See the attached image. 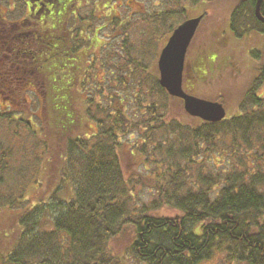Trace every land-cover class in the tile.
I'll return each mask as SVG.
<instances>
[{"label":"trees","instance_id":"1","mask_svg":"<svg viewBox=\"0 0 264 264\" xmlns=\"http://www.w3.org/2000/svg\"><path fill=\"white\" fill-rule=\"evenodd\" d=\"M100 1L105 7L111 0ZM255 1L237 0L232 8L229 28L235 38L251 29L264 35V22L253 16ZM174 11L173 16L186 18L183 6ZM84 16L78 10L77 41H70L69 30L50 33L60 32L59 41L48 44L52 49L44 61L42 53L29 65L30 85H0V96H8L9 103H19L23 88L35 97L32 105L0 112V209L20 210L17 234L10 249L0 253V264H201L212 259L264 264V51L249 50L258 65L239 114L218 122L180 121L170 114L174 97L148 68L150 59L157 66L152 45L167 39L169 27L162 12L148 14L140 23H149L151 33L131 42L121 58L135 68L138 84L150 87L147 98L135 95L139 115L130 118L96 102L101 116L95 117L89 107L95 101L89 98L85 112L95 129L74 134L80 126L77 92L83 88L77 74L88 67L85 63L82 70L84 60L93 62L96 39L89 23L83 25L93 16ZM207 52L212 68L215 51ZM56 56L74 69L56 64ZM203 56L204 51L196 56V64ZM191 72L192 81L204 78L200 70L194 72L198 80ZM48 122L57 139L54 152L41 138ZM139 130L131 140L129 134ZM123 141L130 144L123 147ZM35 185L46 186L37 202L28 194Z\"/></svg>","mask_w":264,"mask_h":264},{"label":"rangeland","instance_id":"2","mask_svg":"<svg viewBox=\"0 0 264 264\" xmlns=\"http://www.w3.org/2000/svg\"><path fill=\"white\" fill-rule=\"evenodd\" d=\"M201 2V4L199 3L200 6L191 8L188 7L191 3L189 0H111L105 7L99 0H87L86 2L83 0L79 4L80 15H85L84 17L93 16L90 20H83V25L85 26L89 23L87 26L90 27L91 34H95L96 39H94L95 43L92 49L93 62L89 65L84 60L82 62V70L85 67V63L88 67L82 73L78 72L77 74L79 79L83 80V88L81 87L79 92H77L76 106L80 126L75 129L74 134L82 132L88 135L95 129V121L85 112L89 98L95 101L89 105L90 113L95 115V117L101 116L95 112L96 102L101 107L110 105L115 110L120 109L122 113L130 118L132 116L135 117L137 114L139 115V110L136 114L138 101L137 98L135 99V95L137 92L140 93L141 97H139V100L147 98L150 93V87L148 82L144 85L138 84L140 79L134 75L136 73L135 68L132 65L129 68L126 67L124 60L121 62L124 50L133 45L131 42L138 43L139 40L142 41L143 36L146 37L149 34L148 32L151 33L152 30L149 29L151 27L149 23H140L144 19L143 17L148 14L155 15L158 12H162L163 16H165L164 22L169 27L165 34L171 33L170 28L172 31L183 19L177 13L176 16H173L175 14L174 10L179 9L180 6L184 7L186 18L198 14L203 8L206 9V14L201 20L187 51V63H192L193 67L192 72L189 68L185 71L184 88L195 96L222 103L226 110V117L239 114V104L244 90L247 88L258 65V61L249 55V50L264 51V35L251 29L240 38L233 36L229 28V18L237 0H204ZM135 19L138 20V23H133ZM107 22H109V25ZM117 22H121L119 26ZM99 26L103 28L97 30ZM104 26L106 27L104 28ZM123 27L127 28V32ZM123 41L125 43H122ZM164 43L165 39H159L152 45L155 63L157 60L156 54L159 53ZM212 50L215 51L212 54V59H216V66L209 68L207 65V51ZM202 51H204L205 56L200 61L197 60L200 63L196 64L195 59L197 58L195 56ZM117 60L119 62H116ZM149 61L148 68L158 78L156 64L154 65L151 59ZM106 66H109L111 71L106 72L104 70ZM86 70H89V72L86 73ZM199 70L205 74L202 80H198L194 74V72ZM190 72L193 73L198 81L190 79ZM154 73L152 74L154 75ZM84 74L86 77L82 79ZM20 92L21 95L18 96L19 103H9L7 98H2L1 95L0 112L9 110L13 112L24 105L28 106V103H34L35 97L32 92L28 89L25 90V88L21 89ZM158 100L163 101L160 97ZM170 114L187 123H195L199 119L197 117L194 119L190 118L189 114L184 111L182 103L175 97L170 100ZM48 123H46L48 126L45 128L41 138L48 143V149L54 152L57 139L53 135V124L51 122ZM139 133L141 135L142 131L130 133V139H135ZM125 143L126 141H123V147L130 144L128 142L127 144ZM128 163L132 169H136V164L131 161H128ZM43 177H45V174ZM45 179L51 178L46 175ZM42 190L45 191L46 186L41 188L35 185L30 188L28 192L29 199L37 202L43 195ZM19 212L18 208L0 209V253H6L7 249L12 246L17 234L15 223ZM161 213L167 215L173 212L168 213L161 210ZM201 264H221V261L212 259Z\"/></svg>","mask_w":264,"mask_h":264},{"label":"flooded vegetation","instance_id":"3","mask_svg":"<svg viewBox=\"0 0 264 264\" xmlns=\"http://www.w3.org/2000/svg\"><path fill=\"white\" fill-rule=\"evenodd\" d=\"M201 1L204 0L192 2L188 7L200 6L203 3ZM254 7L255 5H253V16L256 17ZM78 8V0H0V85L31 84L29 65L35 59L41 58L42 53V61H44L45 52L52 49L48 44H53L54 47V43L59 41L60 32L50 37L52 31L67 33L69 30L70 41H77L75 21L78 17ZM200 11L188 18L202 14L203 19L206 9ZM259 12L264 17L262 3ZM55 53L57 55V52ZM59 59L56 56L55 63L61 65ZM62 66L74 69L70 63ZM191 66L192 63H187L186 53L184 73ZM4 98L9 102L8 96Z\"/></svg>","mask_w":264,"mask_h":264},{"label":"water","instance_id":"4","mask_svg":"<svg viewBox=\"0 0 264 264\" xmlns=\"http://www.w3.org/2000/svg\"><path fill=\"white\" fill-rule=\"evenodd\" d=\"M261 1L256 0L254 13L258 20L264 22V17L259 12ZM202 16L187 18L172 30L158 54V81L168 95L182 101L187 114L203 121L218 122L225 118L223 104L188 93L182 85L185 55Z\"/></svg>","mask_w":264,"mask_h":264}]
</instances>
